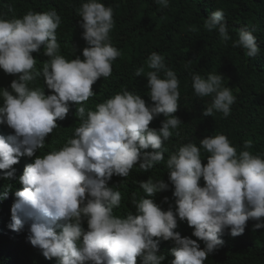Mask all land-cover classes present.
Here are the masks:
<instances>
[{
	"label": "clouds",
	"instance_id": "obj_1",
	"mask_svg": "<svg viewBox=\"0 0 264 264\" xmlns=\"http://www.w3.org/2000/svg\"><path fill=\"white\" fill-rule=\"evenodd\" d=\"M162 8L169 0H155ZM84 29L83 59H66L60 53L57 29L62 18L55 8L28 10L22 18L0 15V70L16 77L0 80V227L15 245H28L24 263L48 264H165L160 241L174 244L168 264H205L222 246L225 231L232 237L264 229V153H253L252 140L239 152L224 134L182 144L165 161L162 145L182 121L179 79L165 57L152 52L147 67L148 96L152 103L126 87L89 109L84 102L96 95L93 85L112 75L113 62L121 55L112 45L114 9L100 0H87L76 10ZM204 29L215 30L222 43L259 55L256 37L247 28L232 40L222 9L204 19ZM48 60L36 69L39 53ZM161 72L163 78H161ZM144 68H137L140 77ZM53 93L45 94L38 78ZM216 72L192 74L198 98L211 97L204 117L216 112L227 118L236 102L232 88ZM77 105L79 125L59 148L47 149L46 141L60 128ZM163 114L159 129L149 125ZM179 135V132H176ZM152 149V151H145ZM207 153L201 158V151ZM165 163L174 187L175 203L165 210L155 196L169 190V183L152 177L139 181L144 196L133 192L128 211L117 215L123 200L122 186H109L113 176L128 178L134 166L145 172ZM203 180V185L201 184ZM193 228L192 236L175 231L178 222ZM57 228L60 229L59 233Z\"/></svg>",
	"mask_w": 264,
	"mask_h": 264
},
{
	"label": "trees",
	"instance_id": "obj_2",
	"mask_svg": "<svg viewBox=\"0 0 264 264\" xmlns=\"http://www.w3.org/2000/svg\"><path fill=\"white\" fill-rule=\"evenodd\" d=\"M87 0H0V15L6 18H22L28 10L45 12L52 8L57 10L62 22L57 29V40L60 53L66 59H83V49L87 47L83 39L84 29L76 10ZM105 6L114 9L115 27L111 31L112 45L120 50L121 55L113 62L112 75L107 79L101 77L93 85L96 94L84 102L87 108L95 109L96 104L108 99L122 88L134 91L145 99L146 104L152 101L148 96L146 61L152 52L165 57L167 67L176 72L179 79V107L174 114L182 124L172 130L173 136L162 145L168 151L164 153L165 161L169 155L182 144L199 141L215 134H224L237 151L243 149L245 140H252L253 153H264V0H169V7L162 8L155 0H100ZM217 9H222L232 40L237 38V31L247 28L256 37L260 48L258 56L251 58L245 55L242 48L232 47V41L222 43L218 33L207 31L203 27L207 19ZM44 49L33 53L37 60L36 69L41 70L48 57L43 55ZM144 68L140 77L134 75L137 68ZM216 72L224 77V86L232 88L236 102L232 105L231 115L227 118L216 112L213 117H204L202 113L211 102V97L198 98L192 88V74L207 76ZM8 77L13 81L16 77L0 70V80ZM161 78L163 73L161 72ZM44 87L45 94H53L43 78L36 81ZM77 105L70 104L67 117L54 129L50 139L46 141L48 150L59 148L74 134V127L79 125ZM166 117L161 114L150 123V128L159 129ZM179 132V135H176ZM145 151H152L147 149ZM207 153L201 151L204 159ZM203 164L207 160L202 161ZM149 177L154 180L163 179L169 183V190L158 193L155 202L165 210L168 203L174 204V187L171 185L165 163L155 165L145 172L134 166L128 178L113 176L109 186H121L124 190L123 200L117 215H125L128 211L135 213L131 205L133 192L137 198L144 196L139 188V181L146 182ZM203 185V180H201ZM256 221H248L245 232L232 237L226 230L220 237L223 244L205 261V264H264V229L253 231ZM0 227V264H25L28 245H15L6 237ZM60 229L57 228L59 233ZM182 237L197 240L201 248L204 242L192 236L193 228L187 222H178L175 230ZM174 244L160 241L159 248L167 256V261L174 259L170 254ZM31 264V263H26ZM48 264H59L58 259H49ZM137 264H142L137 258Z\"/></svg>",
	"mask_w": 264,
	"mask_h": 264
}]
</instances>
